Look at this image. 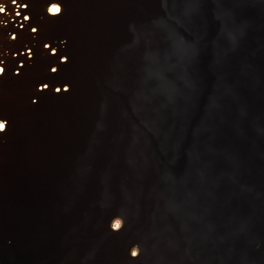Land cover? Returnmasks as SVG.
Segmentation results:
<instances>
[{
    "label": "water",
    "instance_id": "95a60500",
    "mask_svg": "<svg viewBox=\"0 0 264 264\" xmlns=\"http://www.w3.org/2000/svg\"><path fill=\"white\" fill-rule=\"evenodd\" d=\"M1 5L0 264H264V216L220 234L241 216L211 208L192 164L173 175L191 179L175 193L137 178L172 173L156 153L177 138L217 162L235 148L228 183L264 178V0ZM251 181L240 189L264 208V180ZM240 189L219 201L235 208ZM206 212L215 229L202 236L193 217Z\"/></svg>",
    "mask_w": 264,
    "mask_h": 264
},
{
    "label": "bare ground",
    "instance_id": "6f19581e",
    "mask_svg": "<svg viewBox=\"0 0 264 264\" xmlns=\"http://www.w3.org/2000/svg\"><path fill=\"white\" fill-rule=\"evenodd\" d=\"M0 8H2L1 0H0ZM52 8L53 7H50L49 10L52 9ZM252 36H254L253 39H256V41H258V42H261V40L263 39L261 32H254V33H252ZM253 39H251V41H253ZM263 43L264 42L262 41V44ZM190 45L192 47H196L195 42H191ZM244 45L246 46V48H248V44H246V42H244ZM259 46H261V45L259 44ZM255 54H256V51L252 52L250 55H247L245 57V59L252 58ZM256 67H259V65H257ZM196 71L197 70L194 68L193 73L196 74ZM254 79L256 81L255 86L257 88L258 87L261 88L262 79H259V78L257 79L256 77ZM213 88H214L213 86L210 87V89H213ZM187 89L190 90L189 88H187ZM252 97H251V101L254 104L257 103V106H258V101H257L258 99H256L254 96H252ZM154 121L156 122V120H154ZM199 137H201L200 140H204V139L207 138V136L204 135V132H200V136ZM254 138L258 139V140L263 138L261 136V131L260 132L258 131L257 133H255L254 134ZM202 142L203 141H201V143ZM184 145H185V143H183L182 139L177 138L172 145L168 146L166 149H161L158 154L156 153L157 161L160 162V164L161 163L168 164L169 165V168H168L169 173L170 172H172V173H170L167 176L165 174H163L162 177H156V176H153V177H151V176L139 177L138 176L137 178L143 183L149 182L150 184H152V186L154 184H158V182H160L159 180H161L164 183V186H163L164 189H165L164 191L169 190V191H166L169 194L170 193H175L177 191H182V190L186 189L187 188L186 183L188 184L189 180H191V179H189L188 175H184L185 178L182 177L183 180L177 181V180L174 179L173 175L177 174L178 172H184L186 174L188 172L190 164H192L191 173H192V176H193V180L197 181V183L199 185L202 184L203 186H205L206 188L209 189V191L213 195V199L210 200V203L216 201V203L210 204L211 208H213L212 205H214L215 209L219 210L220 208H222V206H224L225 208H227V210L225 212L229 213L230 216L233 215L235 213V211H236V214H234V215L239 214L238 217L241 216L240 217V223L236 224L235 222H231L230 223L231 224V228L229 230H226V229L225 230H220L219 231L220 234H222L223 236L224 235L228 236L227 234H230L231 232L234 231V227L235 228L238 227V229H240V228H242V229L249 228L250 229L251 225L257 224V220H256V218H254V217H256L255 213L264 216V208H261L258 205H256V203L258 202L257 197H255V196H246V194H244L243 189H240V188L243 185H245V184H250L251 180H253L254 182L259 181L260 178L264 180L263 176L262 177L261 176L260 177H256V179L254 180V177L251 176L252 173L247 175L245 172H242V174H243L242 175L240 172H238L237 176L239 178L240 175H242V177H241L242 180L241 179H237L238 182L228 183V182L223 180V178H222L223 176L222 175L223 174H227V173H230V174L232 173L233 166L230 165V161H233L235 159V156H237L236 152H235V148H232L229 151H227L224 156H218L220 161L217 162V161H215L216 156L214 157L211 151L201 149L199 151L198 155H196L194 157L192 155V153H191L192 148H190V146H184ZM248 152L249 153H247V152L244 153L245 159H244L243 162H245V161L246 162L253 161V159H252L253 155L250 153V151H248ZM162 157H164V160H162ZM165 158L167 160H165ZM189 159L192 160L191 163L189 162L187 165L186 164L184 165L182 163L183 160L186 161V160H189ZM219 174H222V175H219ZM217 175H219V176H217ZM263 175H264V172H263ZM215 176L219 180V182L222 183L223 186L224 185L225 186H229L227 188L229 190H226V191H223V192L221 190H219L217 185L213 182ZM246 176L249 179L247 182H246ZM164 179H166V180H164ZM167 180H168V182H167ZM153 181H156V182H153ZM177 183L179 185L175 188L174 185L177 184ZM177 188H178V190H175ZM238 188L240 189L239 192H236V194L234 193L236 198H237V201H233V203L236 205L235 208H230L229 207L230 205H228L227 202L219 201L221 195H223L225 193L228 194L226 196L232 195L233 193L230 190H232V189H235V190L237 189L238 190ZM240 197H242V200L240 199ZM239 199H240L241 202L238 201ZM243 202L247 205V208L246 207L242 208L240 206V204H242ZM188 205H190L188 202H186V204L184 203L185 207H187ZM248 206H250V207H248ZM237 207H239V208H237ZM231 209H234V210L231 211ZM257 209H259V210H257ZM201 211L202 212L203 211H207V209H203ZM218 213L219 212H216V215H218ZM193 220L198 222V225H197L198 228H196V229L199 230V234L202 235V236L205 235V231H206L207 228H209V230H211L209 232H213L214 229H215V227H214V224H215L214 223L215 222L214 215L210 214L209 212H206V217L205 218L202 217V216L199 217V214H197V216L193 217ZM243 220H246L245 222L247 224L245 226L242 225L243 224V222H242ZM228 221H229V217L221 216V221H220L221 223L225 224ZM117 222H120V220L119 219L115 220L114 224H117ZM201 225H203L204 227L207 226V228H204L203 226L201 227ZM254 229H257V228H254ZM209 232H208V230L206 231V233H208V234H209ZM253 232H254V230L253 231L247 230L245 232H241V234L239 236L241 237L242 241L244 240L243 237L245 236L246 239L248 240V242L251 244V242L256 238L255 233H253ZM202 238H201V240H204V238L203 239ZM204 241L207 242V240H204ZM242 246L243 245H241L240 248H243ZM263 249H264V245H262L261 247H257V251H259L260 253L263 252ZM242 250H245V249H242Z\"/></svg>",
    "mask_w": 264,
    "mask_h": 264
},
{
    "label": "snow or ice",
    "instance_id": "6c2138e0",
    "mask_svg": "<svg viewBox=\"0 0 264 264\" xmlns=\"http://www.w3.org/2000/svg\"><path fill=\"white\" fill-rule=\"evenodd\" d=\"M0 11H3V8H0ZM50 11H52L53 13H58L60 11L59 7H53L52 9H50ZM4 128V124L0 123V129ZM119 222H117V224L115 225V227H119ZM135 254V253H134Z\"/></svg>",
    "mask_w": 264,
    "mask_h": 264
},
{
    "label": "clouds",
    "instance_id": "9594fccd",
    "mask_svg": "<svg viewBox=\"0 0 264 264\" xmlns=\"http://www.w3.org/2000/svg\"><path fill=\"white\" fill-rule=\"evenodd\" d=\"M4 128L0 129V131H3Z\"/></svg>",
    "mask_w": 264,
    "mask_h": 264
}]
</instances>
